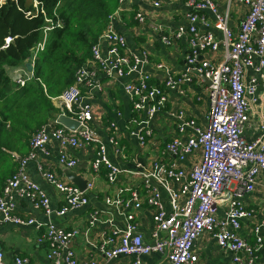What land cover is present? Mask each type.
<instances>
[{
    "label": "built area",
    "instance_id": "obj_1",
    "mask_svg": "<svg viewBox=\"0 0 264 264\" xmlns=\"http://www.w3.org/2000/svg\"><path fill=\"white\" fill-rule=\"evenodd\" d=\"M128 1L119 0L115 13ZM234 1L248 7L237 31L229 24V13L220 12L217 0H188L191 9L187 14L189 27H179L170 34L162 35L166 44H172L182 37L188 38L186 72L178 77L168 74L162 84L152 83V75L145 71L148 54H129L126 37L116 31L110 21L92 47L91 60L78 69L75 83L51 98L58 109L53 126L45 124L33 133L28 154H15L17 170L7 180L0 196V222L36 224L38 227L44 224L33 217L25 218L17 214L16 197L30 199L36 206L43 207L49 216L54 212L46 191L30 177L27 170L28 162L36 159L39 151L48 153L46 147L51 140H57L61 145L59 164L70 168L78 165V159L67 151V147L82 148L94 144L96 155L91 170L96 175L104 166L108 182L116 184L120 180L124 170L110 159L107 144L91 126L94 113L91 104L84 100L82 90L83 87L100 86L97 82L99 71L110 77L136 74V80L127 82L125 90L133 105L131 122L138 127L132 133L143 148L147 139L153 136L150 121L167 107V90L190 82L191 73L197 70L210 80L207 86L210 107L206 122H198L183 109L170 112L176 120L177 135L164 144L151 168L130 170L131 174L142 177L146 187L144 196L137 190H131L130 199L135 209L143 204L152 209V241L144 239L135 213L131 212L127 214L124 229L112 228L111 234L105 232L102 235L99 249L107 259L120 255L132 256V264H144V257L152 253L164 255L163 264H199L193 247L196 240L207 232L212 234L222 249L236 254L235 264H259L258 253L264 246L261 235L264 221L255 227L254 243L243 237L240 229L241 220L253 214L243 205L241 198L253 192L258 184L264 183V112L261 114L260 136L252 140L244 136L252 104L258 100L259 78L264 81V0ZM205 10L213 13L214 20L201 14ZM136 17L140 22L145 20L143 12H138ZM199 21L207 27L213 25L221 32V38L212 30H200L197 26ZM52 28L53 23L46 27L43 40L29 59L33 71L23 66L14 69L11 78L18 88L26 86L34 78L37 53L44 49L48 31ZM102 42L108 43L106 50L102 49ZM220 48L224 50L221 62L201 58L203 53L215 52ZM163 66L162 63L158 64L160 68ZM247 69L253 70L257 76H253L249 82L244 79ZM61 114L79 121L78 128L59 125L58 116ZM110 127L109 143L116 153L122 155L124 147L120 143L116 123L111 122ZM186 160H191L188 167L183 164ZM39 169L47 181L64 195V204L56 211L58 215L89 204L87 192L93 188V181L88 180L86 189L82 190L76 184L65 181L56 170L45 169L42 163H39ZM163 190L167 193L170 209H167L163 199ZM124 191V188H119L115 197L107 198V204L122 205ZM98 222L112 223V219L104 220L99 210H93L85 229L86 237ZM44 226L45 231L38 243L47 244V258L53 264H101L96 259L76 257L69 243L79 233L78 230H67L53 222ZM239 252L241 254L238 255ZM15 263L37 264L22 256H17ZM0 264H4V251L1 249Z\"/></svg>",
    "mask_w": 264,
    "mask_h": 264
},
{
    "label": "crops",
    "instance_id": "obj_2",
    "mask_svg": "<svg viewBox=\"0 0 264 264\" xmlns=\"http://www.w3.org/2000/svg\"><path fill=\"white\" fill-rule=\"evenodd\" d=\"M187 2L188 0H129L112 17L111 23L114 29L127 39L129 54H142L143 52L148 54L149 61L145 65V71L152 75L154 84H162L168 74L178 77L186 72L188 38L182 37L174 40L172 44H166L162 40V35L170 34L179 27H189L190 19L187 14L191 12V9ZM217 4L220 12L229 13V24L234 31H237L246 16L248 7L234 0H217ZM138 12H143L145 16L143 22L137 19ZM201 14H204L209 20H214V15L209 10L202 11ZM197 26L202 31L212 30L218 38H221V32L213 25L207 27L199 21ZM101 47L106 50L108 43L102 42ZM223 54L224 50L220 48L215 52L203 53L201 58L218 63L223 60ZM27 62L30 61L27 60ZM26 63L23 67L28 70ZM161 63L164 64L162 68L158 67V64ZM13 71L14 69L10 70L11 76ZM191 75L190 82L181 83L179 86L167 90V107L150 121L153 136L147 139L146 146L142 148L138 138L132 133L138 127L131 122L134 116L133 105L125 90L127 82L136 80V74L110 77L99 71L97 82L100 86L89 89L83 87L82 90L84 100L91 104L94 113V119L90 122L91 126L107 144V153L110 159L124 170L120 180L116 184L108 182L104 166L96 175L91 170V164L96 155L94 144H87L82 148L68 146L67 151L78 159V165L73 169L77 174L93 181L94 186L87 192L88 205L58 215L56 211L63 206L64 195L42 175L39 163H42L45 169L56 170L65 181H71L68 180L64 172L65 166L58 162L61 145L57 140H51L46 147L48 153L39 151L38 157L28 162L27 170L30 177L46 191L54 212L49 216L43 207L36 206L30 199L16 197L17 214L25 218L33 217L44 224L53 222L67 230H78L79 233L72 238L69 246L79 259H96L101 264H132V256L120 255L113 259H107L99 249L101 237L105 232L111 234L112 228L124 229L127 224V214L134 212L144 239L148 242L152 241V209L147 204L135 209L134 203L130 199L131 190H137L141 196H144L146 187L143 185L142 177L131 174L130 170L151 168L153 160L160 154L164 144L177 135L176 120L170 112L183 109L188 116L195 118L198 122H206L210 107L208 83L197 70H194ZM253 76H256L255 72L247 69L244 79L249 82ZM15 87L17 90L20 89L16 85ZM51 101L56 107L55 101L52 99ZM11 102L12 99L9 96L7 102L4 100L0 102V108H5L4 106ZM262 112H264V81L259 78L258 100L252 104L250 121L244 130V136L248 140L260 136ZM54 115L48 118L47 124L53 126L56 119ZM111 122L116 123V131L119 134L120 143L124 147L122 155L116 153L109 143L112 133ZM28 151L29 144L25 146L22 153L27 154ZM183 164L188 167L191 165V160H186ZM119 188L125 189L122 194L123 204L119 207L108 205L107 198L115 197ZM162 195L167 209H170L167 193L164 190ZM241 202L253 214L249 218L241 220L240 233L249 242L254 243L256 241L255 227L264 221V183L258 184L253 192L245 194L241 198ZM95 209L101 212L104 220L112 219V223L98 222L86 237L85 229L88 225L89 215ZM44 224L38 227L36 224L16 225L0 222V249L4 251V264H16L17 256L27 257L37 264H53L47 258V244L38 243L40 235L45 231ZM261 233L264 244V230ZM193 249L199 257V264H235L236 254L222 249L212 234L207 232L196 240ZM239 254L241 253L239 252ZM164 261L165 256L160 253H152L144 257V264H163ZM258 263L264 264V246L258 253Z\"/></svg>",
    "mask_w": 264,
    "mask_h": 264
},
{
    "label": "trees",
    "instance_id": "obj_3",
    "mask_svg": "<svg viewBox=\"0 0 264 264\" xmlns=\"http://www.w3.org/2000/svg\"><path fill=\"white\" fill-rule=\"evenodd\" d=\"M118 7L119 0H0V102L12 99L0 108V196L17 170L15 154L26 155L34 131L57 116L51 98L75 83ZM51 23L34 78L17 90L10 70L33 56Z\"/></svg>",
    "mask_w": 264,
    "mask_h": 264
},
{
    "label": "water",
    "instance_id": "obj_4",
    "mask_svg": "<svg viewBox=\"0 0 264 264\" xmlns=\"http://www.w3.org/2000/svg\"><path fill=\"white\" fill-rule=\"evenodd\" d=\"M26 66L29 71H33V65L31 62H27ZM202 76L206 80V82L210 84V80L206 79L204 75ZM58 124L66 126L71 129H77L78 126L80 125V122L70 116L61 114L58 116ZM64 172L69 181L79 186L82 190L86 189L87 183H88V179L86 177H84L83 175L77 174L73 168L66 167V166L64 168Z\"/></svg>",
    "mask_w": 264,
    "mask_h": 264
},
{
    "label": "rangeland",
    "instance_id": "obj_5",
    "mask_svg": "<svg viewBox=\"0 0 264 264\" xmlns=\"http://www.w3.org/2000/svg\"><path fill=\"white\" fill-rule=\"evenodd\" d=\"M27 2H28V3H31V2H32V0H27ZM30 81H32V80H30ZM30 81H29V82H30Z\"/></svg>",
    "mask_w": 264,
    "mask_h": 264
}]
</instances>
